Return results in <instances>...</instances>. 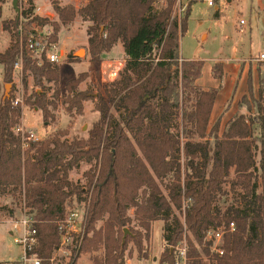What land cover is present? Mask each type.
Masks as SVG:
<instances>
[{
	"label": "trees",
	"instance_id": "16d2710c",
	"mask_svg": "<svg viewBox=\"0 0 264 264\" xmlns=\"http://www.w3.org/2000/svg\"><path fill=\"white\" fill-rule=\"evenodd\" d=\"M51 1L60 24L76 15L89 22L91 59L98 61L120 42L125 62L104 93H96L100 119L87 139L67 141L58 132L28 141L23 149L14 131L21 109L0 93V198L10 200V214L19 207L36 220L39 255L50 256L58 245L55 221L73 202L87 199L94 174L82 187L69 180V171L80 161L99 160L80 248V254H90L92 264H126L121 236L131 207L144 230L143 235L134 231L140 259L145 257L141 239L149 237L152 222L162 220L167 248L159 264L176 263L174 247L184 236L186 264H264V82L255 98L244 95L239 101L249 113L233 115L220 132L219 122L211 125L209 120L216 90L196 84L202 61L180 55L192 1L181 19L171 17L175 0L160 8L155 7L158 0H87L78 9ZM34 20L42 25L43 19ZM59 23L51 25L52 42ZM13 26L12 36L22 40L21 68L41 89L44 81L57 85V63L45 57L38 63L24 45L31 24ZM19 54L15 41L0 53L4 81H11ZM213 71L221 77L222 70ZM84 76L65 83L61 100L70 114H80L83 100L93 97L92 91L77 90ZM32 96L44 119L52 117L49 108L55 102L43 90ZM217 228L224 232L221 254L206 240L207 231Z\"/></svg>",
	"mask_w": 264,
	"mask_h": 264
},
{
	"label": "rangeland",
	"instance_id": "374dc122",
	"mask_svg": "<svg viewBox=\"0 0 264 264\" xmlns=\"http://www.w3.org/2000/svg\"><path fill=\"white\" fill-rule=\"evenodd\" d=\"M166 1L158 0L155 7H164ZM190 1L192 2L186 19V29L180 36V55L186 60L202 61L196 84L206 90H216V98L209 120L211 125L214 122H219L221 132L233 115L249 113L246 106L240 105L239 101L244 95L255 98L261 82H264V61L257 60L259 54L264 52V0H212V5H208V0H175L171 17L181 19ZM57 2L60 6L71 5L78 9L84 6L87 0H57ZM28 11H31V16L24 17L23 14ZM36 16L43 19L42 25L34 20ZM55 22L59 23L51 0H18V11L12 7L11 0H0V53L5 52L15 41L20 50L17 59L22 56L21 39L12 36V32L15 30L14 23L18 24L19 28L23 27L25 23H30L32 30L37 33L52 35L51 25ZM88 24L89 22L83 20L79 15H76L70 22L59 23V29L56 32L57 41L55 42V50L59 53L57 62L59 82L57 85L44 81V89H41L34 84L29 71H24L20 67L15 68L14 64L11 81H4L2 78L3 65L0 64V93L4 94L5 87H7L6 98L12 97V103L17 100V105L21 109L19 124L24 129L31 130L39 139H47L58 132H62L61 139L67 141L87 139L100 119V114L95 109L96 93L102 95L108 83L118 78V73L124 65L123 50L114 47L121 44L120 42L111 48V50L114 48L112 51H108L110 53L101 54L98 61L91 59L86 33ZM80 49H84V53L79 57L75 56L74 53ZM214 69L217 74L222 70L220 78L215 76ZM82 74L85 76L77 90L92 91L94 94L93 97L83 100L80 114H70L65 110L61 100L66 94L65 83ZM42 90L56 104L55 108H49L53 116H49L47 119H44L40 109L32 105V94ZM13 105L15 104L13 103ZM183 161L182 156V164ZM99 162V160L90 162L83 160L80 161L78 167L69 171V180L82 187L88 185L92 174L94 176L87 199L79 203L73 202L72 207L68 206L67 210L82 207L83 202L88 208L90 194L100 167ZM160 185L166 193L163 183ZM226 188L229 189L228 186ZM11 208L10 200L1 197L0 262L11 261L20 254V247L15 243L16 235L11 233V223L20 218L24 210L20 212L18 207L14 209L13 214H10ZM133 211L132 207L128 209L127 215L130 222L123 227L128 230L124 240L127 245L126 264H159L161 255L167 248L162 239L163 221L152 222L149 237L141 239L145 257L140 259L134 242L138 239L137 233L143 235L144 230L135 222ZM101 225L102 221L96 223L97 228ZM122 237L123 232L121 241ZM206 240L211 241L208 238ZM212 246L211 244L210 248ZM178 248L187 249L185 236L174 247L175 264H180ZM171 252H173L172 249ZM74 264H92L90 254L79 253Z\"/></svg>",
	"mask_w": 264,
	"mask_h": 264
},
{
	"label": "built area",
	"instance_id": "2783aa9c",
	"mask_svg": "<svg viewBox=\"0 0 264 264\" xmlns=\"http://www.w3.org/2000/svg\"><path fill=\"white\" fill-rule=\"evenodd\" d=\"M212 4V0H208V5ZM241 23H243L242 20ZM34 31L35 30L27 33L24 44L25 47L32 53L33 57L37 59L38 63L42 62L43 57L50 62L57 63L59 60V53L55 50V42L50 40V33L45 34ZM257 60L264 61V52L259 54ZM14 67H22L21 57L15 62ZM17 102L18 101L15 100L13 103L16 105ZM14 131L20 136L23 149L27 147L28 141L40 140L31 130L24 129L20 124L15 126ZM82 205V207L72 208L63 218L55 221L59 242L56 249L48 257L39 255L37 250V229L34 226L36 220L27 215L24 211L20 218L15 219L11 223V233L16 235L15 243L20 247V254L16 259H12L10 264H74L80 253L82 240L85 234L87 207L84 202ZM233 228V223H230L229 229L233 230ZM222 229L217 228L216 230H208L206 233V239L208 238L213 242L211 250L219 254L222 253L220 248L223 235ZM177 252L179 254V263L186 264V249L178 248Z\"/></svg>",
	"mask_w": 264,
	"mask_h": 264
},
{
	"label": "water",
	"instance_id": "95a60500",
	"mask_svg": "<svg viewBox=\"0 0 264 264\" xmlns=\"http://www.w3.org/2000/svg\"><path fill=\"white\" fill-rule=\"evenodd\" d=\"M11 4H12V7L16 11H18V0H11ZM82 53H84V49H80V50L76 51L74 54H75V56L79 57ZM7 95H8V93H7V87H5V92H4L3 100L6 98ZM127 234H128V230L126 228H124L123 229L122 242H121L122 245L124 244V240H125V237H126Z\"/></svg>",
	"mask_w": 264,
	"mask_h": 264
},
{
	"label": "crops",
	"instance_id": "0c3cea01",
	"mask_svg": "<svg viewBox=\"0 0 264 264\" xmlns=\"http://www.w3.org/2000/svg\"><path fill=\"white\" fill-rule=\"evenodd\" d=\"M114 47H118V49L123 50L121 44H119L118 46L116 45V46H114ZM113 49H114V48H113ZM113 49H112V50H113ZM112 50H111V51H112ZM108 53H110V52H108ZM124 57H125V55H124ZM124 57H123V58H124Z\"/></svg>",
	"mask_w": 264,
	"mask_h": 264
}]
</instances>
